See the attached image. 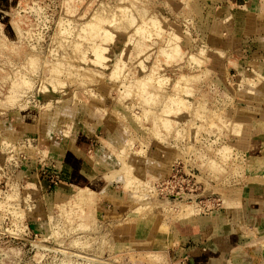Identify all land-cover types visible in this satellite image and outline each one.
I'll return each instance as SVG.
<instances>
[{
	"label": "rangeland",
	"instance_id": "rangeland-1",
	"mask_svg": "<svg viewBox=\"0 0 264 264\" xmlns=\"http://www.w3.org/2000/svg\"><path fill=\"white\" fill-rule=\"evenodd\" d=\"M195 2L0 0V264H171L170 223L264 183V156L241 148L230 122L238 79L211 62ZM108 122L125 161L112 187L131 198L122 235L142 221L135 247L115 245L87 188L54 191L61 147L85 129L106 138ZM24 168L49 189L28 188Z\"/></svg>",
	"mask_w": 264,
	"mask_h": 264
},
{
	"label": "crops",
	"instance_id": "crops-1",
	"mask_svg": "<svg viewBox=\"0 0 264 264\" xmlns=\"http://www.w3.org/2000/svg\"><path fill=\"white\" fill-rule=\"evenodd\" d=\"M192 8L202 39L212 51L211 62L222 67L220 72L226 78L238 79L236 86L230 84L236 104L230 109V122L241 127L236 142L241 148L246 145L248 151L255 150L252 156H264V0H196ZM106 125V138L99 127L85 129L61 147L54 191L73 196L78 189L87 188L91 202L97 201L87 207L92 213L99 207L103 218L114 223V236L123 241L115 245L129 242L135 247L134 237L142 221L134 224V232L122 235L130 226L125 217L131 198L113 190L112 182L121 181L125 161L118 158L117 129L110 122ZM111 135L115 137L111 139ZM22 173L28 178V188L49 189L48 177H40L36 168H24ZM95 181L101 183L97 189L92 187ZM50 182L57 185L56 180ZM150 236L151 232H145L141 242L146 244ZM162 236V245L157 242L171 264H264V183L242 185L224 210L179 218Z\"/></svg>",
	"mask_w": 264,
	"mask_h": 264
},
{
	"label": "bare ground",
	"instance_id": "bare-ground-1",
	"mask_svg": "<svg viewBox=\"0 0 264 264\" xmlns=\"http://www.w3.org/2000/svg\"><path fill=\"white\" fill-rule=\"evenodd\" d=\"M166 106V105H165ZM164 107V106H163ZM156 125V124H155ZM264 159V158H263ZM92 163V162H91ZM96 164V163H95ZM135 179V178H134ZM133 181H136V180H133ZM135 183V182H134ZM76 196V195H75ZM74 196V198H76ZM80 200V199H79ZM85 204V203H84ZM87 204V203H86ZM174 204V203H173ZM177 206V205H176ZM175 207V206H174ZM184 207V206H183ZM191 207V206H190ZM182 211H183V209H182ZM194 211V210H193ZM184 212V211H183ZM191 210H187L186 212H184L182 215H183V217L182 218H187V217H189L190 215H191Z\"/></svg>",
	"mask_w": 264,
	"mask_h": 264
},
{
	"label": "built area",
	"instance_id": "built-area-1",
	"mask_svg": "<svg viewBox=\"0 0 264 264\" xmlns=\"http://www.w3.org/2000/svg\"><path fill=\"white\" fill-rule=\"evenodd\" d=\"M183 264V263H182Z\"/></svg>",
	"mask_w": 264,
	"mask_h": 264
}]
</instances>
